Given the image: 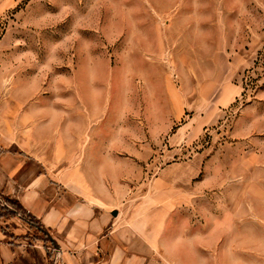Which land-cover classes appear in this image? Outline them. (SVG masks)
<instances>
[{
  "label": "rangeland",
  "instance_id": "obj_1",
  "mask_svg": "<svg viewBox=\"0 0 264 264\" xmlns=\"http://www.w3.org/2000/svg\"><path fill=\"white\" fill-rule=\"evenodd\" d=\"M243 2L246 11L241 0L211 1L223 12L222 34L241 9L240 20L259 32L264 0ZM201 3L0 0V91H10L18 76H43L46 85L61 79L64 99L72 107L68 111L81 112L78 130L95 139L112 132L125 136L131 157L119 149L114 156L118 164L130 163L134 169L124 202L137 198L146 204L143 213L131 214L132 222L157 227L164 209H150V204L174 201L179 219L194 228L193 238L236 239L247 260L264 247V46L244 69L233 62V71H240L231 78L230 57L197 56L195 61L202 62L196 66L203 64L204 72L194 68L197 76L181 82L173 50L160 39L175 13ZM162 9L172 11L171 16L162 15ZM244 29L249 34V27ZM0 198L4 216L19 211ZM20 212L27 223L41 227ZM214 219H220L219 229L208 225ZM192 227L179 232L184 264L192 261L185 253L194 240ZM44 245L54 253V244ZM237 245L228 253L240 255ZM162 259L156 253L155 260ZM195 259L211 264L202 255Z\"/></svg>",
  "mask_w": 264,
  "mask_h": 264
},
{
  "label": "crops",
  "instance_id": "obj_2",
  "mask_svg": "<svg viewBox=\"0 0 264 264\" xmlns=\"http://www.w3.org/2000/svg\"><path fill=\"white\" fill-rule=\"evenodd\" d=\"M194 1L202 3L175 13L160 40L173 50L172 62L181 82L197 76L194 68L202 74L203 64L196 66L202 60L195 59L210 53L232 59L231 78L240 71H233V62L244 69L264 46V21L258 32L240 20L241 9L231 15L229 31L222 34V10L213 8L212 0ZM162 13L169 17L172 11L162 9ZM245 25L249 34L243 33ZM44 81L43 76H18L10 91H0V196L19 202L23 212L41 224L27 223L20 211L0 213V264H184L178 252L183 251L179 232L192 225L179 219L176 202L150 204V209H164L157 227L132 222L131 214L143 213L146 204L137 198L124 202L134 172L130 163L118 164L114 157L118 149L130 156L124 134L112 132L111 137L95 139L78 130L81 112L68 111L72 107L64 99L65 83ZM208 225L219 229L220 219ZM194 236L192 227L194 240H189L185 252L187 261L192 257L190 264H202L195 259L200 255L211 264H264V247L248 254L247 261L236 239L220 243L219 238L206 241ZM47 242L54 244L53 254L44 245ZM233 244L241 248L240 255L228 253ZM156 253L163 256L161 262L155 260Z\"/></svg>",
  "mask_w": 264,
  "mask_h": 264
},
{
  "label": "trees",
  "instance_id": "obj_3",
  "mask_svg": "<svg viewBox=\"0 0 264 264\" xmlns=\"http://www.w3.org/2000/svg\"><path fill=\"white\" fill-rule=\"evenodd\" d=\"M6 199L9 200L10 203H12V205H14L15 207H17L19 211H23V207L21 206V204L19 202H17L16 200L10 199L8 197H6ZM34 221L37 222L36 220H34Z\"/></svg>",
  "mask_w": 264,
  "mask_h": 264
}]
</instances>
